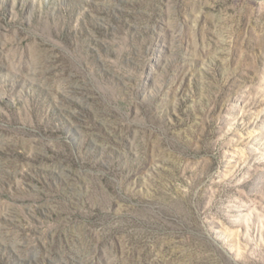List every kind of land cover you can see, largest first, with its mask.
I'll list each match as a JSON object with an SVG mask.
<instances>
[{"label": "rangeland", "instance_id": "374dc122", "mask_svg": "<svg viewBox=\"0 0 264 264\" xmlns=\"http://www.w3.org/2000/svg\"><path fill=\"white\" fill-rule=\"evenodd\" d=\"M0 264H264V0H0Z\"/></svg>", "mask_w": 264, "mask_h": 264}]
</instances>
